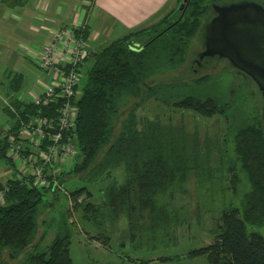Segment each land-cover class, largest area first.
<instances>
[{
    "label": "trees",
    "instance_id": "1",
    "mask_svg": "<svg viewBox=\"0 0 264 264\" xmlns=\"http://www.w3.org/2000/svg\"><path fill=\"white\" fill-rule=\"evenodd\" d=\"M220 1L190 0L183 13L179 0L176 8L151 26L91 50L87 79L74 101L79 155L61 182L81 174L90 185L107 181L101 204H81L89 219L104 216L114 222L125 215L133 235L148 228L169 236L189 222L190 210L176 206V201L189 193L194 177L199 180L197 191L206 187L209 194L213 189L227 203L220 207L211 228L214 242L188 254L206 255L209 264H264V235L255 229L264 226V118L259 88L235 68L259 92L253 91L257 105L239 113L234 101L220 104L199 91L211 74L186 72L159 79L187 65L200 32L204 43L209 22L204 23V18ZM132 99H153L175 111L224 120L226 126L213 134L207 130L201 135L199 129L188 133L183 126L167 125L158 117L140 118L136 106L125 114ZM17 106L31 109L33 105L22 102ZM6 187L5 203L0 204V264H72L68 234L57 235L45 251H37V213L44 193L50 190L29 187L16 179L0 185ZM83 193L93 195L87 187L71 195L75 198ZM199 200L197 212L209 210ZM29 247L33 251L24 256Z\"/></svg>",
    "mask_w": 264,
    "mask_h": 264
},
{
    "label": "rangeland",
    "instance_id": "2",
    "mask_svg": "<svg viewBox=\"0 0 264 264\" xmlns=\"http://www.w3.org/2000/svg\"><path fill=\"white\" fill-rule=\"evenodd\" d=\"M65 3L70 8H72V4L78 5L79 13H84V9L88 11L90 7L89 3L87 4L84 0H71L70 2L66 0ZM212 15L211 12L205 17L204 23ZM203 47L202 33L200 32L192 44L187 65L179 72L161 75L159 79H170L186 74V72L191 73L192 76L211 74L213 77L199 90L203 95L214 97L220 104L234 101L235 109L239 113L252 110V107L258 102L253 91L259 94L255 84L251 83L249 87L245 76L238 73L227 60L215 59L207 62L204 66H198L194 60ZM26 66H29L35 75L31 84L41 76L39 84L44 86L46 84L42 80L45 77L44 73L35 68L30 61H26ZM7 67L11 66L0 57V139H4L5 131L17 120L14 114L5 110L4 100L13 99L6 87V83L9 81L8 73H6ZM87 68L88 64L81 69V89L87 79ZM29 89L22 88V90L14 92L13 100L22 95L25 96ZM25 97L28 100L31 99L28 96ZM135 106L138 107L137 113L140 118L154 119L158 117L167 125L172 123L175 127L183 126L188 133L199 129L201 135L207 130L213 134L226 126L224 120L217 121L215 117L207 119L191 111H175L174 108L167 107L153 99L130 100L124 110L125 114ZM260 109L262 111V107ZM0 161L3 166H9L5 159L0 158ZM118 176L119 181L122 182L124 180L122 168L118 171ZM106 182L90 185L82 174L72 175L65 180L63 189L56 193L46 191L37 213L40 232L37 239L40 245L37 251H45L57 235L68 234L71 238L72 264H209L206 255L191 256L188 253L190 250L200 249L214 242L211 228L219 218L220 207L227 203V198L216 194L213 189L208 194L206 187L197 191L196 184L199 180L192 177L189 181V193L179 195L176 201V206L184 205L190 210V219L186 225L169 236H165L159 230L154 232L153 229L148 228L133 235L125 215L112 222L110 218L104 216L89 219L88 212L83 210L81 204L87 201H91L97 206L102 203L104 198L102 188ZM81 187L89 188L93 195L87 197V193H83L82 202L70 201L71 192ZM72 197L73 195H71ZM76 199L77 197L72 200ZM199 199H201L205 210L208 208L209 210L197 212L200 204ZM255 229L264 235V226ZM32 251V248L29 247L23 255H28Z\"/></svg>",
    "mask_w": 264,
    "mask_h": 264
},
{
    "label": "built area",
    "instance_id": "3",
    "mask_svg": "<svg viewBox=\"0 0 264 264\" xmlns=\"http://www.w3.org/2000/svg\"><path fill=\"white\" fill-rule=\"evenodd\" d=\"M78 5L74 6L76 16ZM87 22H74L57 30L45 44L37 67L46 71L50 82L34 94L31 109L18 108L13 99H5V108L17 118L5 131L7 156L21 183L52 192L63 189L61 177L79 155L76 142L82 67L90 56L84 37ZM8 188H0V203H5ZM82 202L84 196L76 200Z\"/></svg>",
    "mask_w": 264,
    "mask_h": 264
},
{
    "label": "crops",
    "instance_id": "4",
    "mask_svg": "<svg viewBox=\"0 0 264 264\" xmlns=\"http://www.w3.org/2000/svg\"><path fill=\"white\" fill-rule=\"evenodd\" d=\"M84 1L89 3L88 11L84 9V13L76 16L75 4L70 8L66 0H0V57L11 66L6 71L9 80L6 87L11 98L14 99L13 93L22 88H30L25 95L29 99L42 90L39 84L41 76L31 84L35 75L29 66L25 67V63L30 61L38 68L37 58L45 44L52 41L57 30L72 26L74 22H87L84 37L93 51L130 32L151 26L179 3V0ZM38 69L45 75L42 80L50 82L46 71ZM25 96L13 101L16 105L30 102L31 99ZM2 152L7 154L5 139H0V158L5 159L9 166H3L0 161V185L14 179L16 173L12 162Z\"/></svg>",
    "mask_w": 264,
    "mask_h": 264
},
{
    "label": "water",
    "instance_id": "5",
    "mask_svg": "<svg viewBox=\"0 0 264 264\" xmlns=\"http://www.w3.org/2000/svg\"><path fill=\"white\" fill-rule=\"evenodd\" d=\"M190 0H182L184 13ZM216 14L206 24L204 57L226 59L256 83L263 98L264 118V5L254 0L213 4Z\"/></svg>",
    "mask_w": 264,
    "mask_h": 264
},
{
    "label": "flooded vegetation",
    "instance_id": "6",
    "mask_svg": "<svg viewBox=\"0 0 264 264\" xmlns=\"http://www.w3.org/2000/svg\"><path fill=\"white\" fill-rule=\"evenodd\" d=\"M238 1H241V0H221L219 3H214V4H226V3H233V2H238ZM254 1H257V2H260L261 4L264 5V0H254ZM214 10V9H213ZM216 14V12L214 11L213 12V15L212 17ZM211 17V18H212ZM211 18L209 19V21L211 20ZM204 48V47H203ZM196 61L198 62L199 66H204L207 64V62H210V61H213V60H226V59H221L219 57H214L212 59L210 58H207V57H204L203 59H200L199 57L196 56Z\"/></svg>",
    "mask_w": 264,
    "mask_h": 264
}]
</instances>
